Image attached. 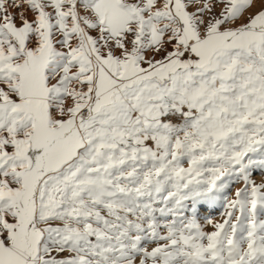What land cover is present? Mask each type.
Masks as SVG:
<instances>
[{
	"label": "snow or ice",
	"instance_id": "1",
	"mask_svg": "<svg viewBox=\"0 0 264 264\" xmlns=\"http://www.w3.org/2000/svg\"><path fill=\"white\" fill-rule=\"evenodd\" d=\"M0 264H264V0H0Z\"/></svg>",
	"mask_w": 264,
	"mask_h": 264
},
{
	"label": "rangeland",
	"instance_id": "2",
	"mask_svg": "<svg viewBox=\"0 0 264 264\" xmlns=\"http://www.w3.org/2000/svg\"><path fill=\"white\" fill-rule=\"evenodd\" d=\"M217 214V213H214V215Z\"/></svg>",
	"mask_w": 264,
	"mask_h": 264
}]
</instances>
